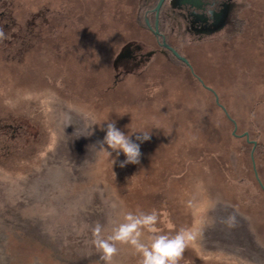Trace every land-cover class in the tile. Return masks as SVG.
<instances>
[{"label": "rangeland", "instance_id": "374dc122", "mask_svg": "<svg viewBox=\"0 0 264 264\" xmlns=\"http://www.w3.org/2000/svg\"><path fill=\"white\" fill-rule=\"evenodd\" d=\"M101 7L142 22L127 0H0V264H108L95 226L106 238L139 211L157 214V233H198L179 264H264V194L242 135L264 145V0H219L211 23L193 10L204 0H167L161 32L195 75L122 21L127 41L107 57L99 43L116 32L99 27ZM32 41L27 62L9 61ZM105 120L150 130L138 164L97 150ZM115 247L110 264H138L132 245Z\"/></svg>", "mask_w": 264, "mask_h": 264}, {"label": "clouds", "instance_id": "9594fccd", "mask_svg": "<svg viewBox=\"0 0 264 264\" xmlns=\"http://www.w3.org/2000/svg\"><path fill=\"white\" fill-rule=\"evenodd\" d=\"M203 9H193L198 14H203L208 18V22H213V14L218 11L219 0H204ZM8 37L5 30L0 26V42ZM101 130L105 132L102 140L96 142L98 151H104L108 157L112 152L118 157L123 154L125 159L120 162V167L127 164H138L140 162L141 151L140 144L151 138L150 130L131 131L126 134L116 127L115 121L105 120ZM88 135L92 134V126ZM134 137V138H133ZM109 149L111 151H109ZM116 163L115 159L111 160V165ZM234 217L229 216L228 221H234ZM227 222V221H225ZM158 223V216L155 212L138 213L128 212L123 222L116 224L112 229V234L106 238L100 235L102 226L97 224L94 228L95 240L94 245L102 253L101 259L110 264L112 257L116 254V242L132 245L140 254L138 264H179L188 242L196 239L198 233H194L188 228H180L175 234L157 233L154 230ZM229 226H232L229 224ZM148 229L152 234L146 241H141L143 230Z\"/></svg>", "mask_w": 264, "mask_h": 264}, {"label": "trees", "instance_id": "16d2710c", "mask_svg": "<svg viewBox=\"0 0 264 264\" xmlns=\"http://www.w3.org/2000/svg\"><path fill=\"white\" fill-rule=\"evenodd\" d=\"M14 2V1H13ZM17 2V1H16ZM127 2H128V4L129 5H131L132 7H135L136 6V3L134 2V0H127ZM134 4V5H133ZM15 5V3H12V2H9L8 3V5H7V7H3L1 10H8L9 12L12 10L11 8H10V6L12 7V6H14ZM101 6V5H100ZM105 11V12H104ZM108 12H113V11H108V10H105L103 7H101L100 9H99V19H100V25L101 26H99L100 28H102L103 30H104V28L103 27H106V26H109L108 24H110V27L111 26H113V32L112 33H115L116 31H115V26H117V23H119V21H122V24H123V26L125 25V27H130V28H132L133 26H135V27H137V28H140V29H144V30H146V31H148L149 33H150V31L147 29V28H145V27H142V26H140L139 24H138V22H137V20L134 18L133 20L131 19H128V18H126V17H124V16H120L122 13V11L120 10V8L118 7V9H115L114 10V12H113V17H111L110 18V16H108L107 17V19L108 20H110V22L111 23H108L107 21H105L104 22V18H105V16L108 14ZM105 13H106V15H105ZM1 14V13H0ZM119 16V17H118ZM235 19L236 18H234L233 20L235 21ZM162 20V19H161ZM161 20H160V25H161ZM107 22V23H106ZM103 26V27H102ZM99 28V30H101ZM24 29L27 31L28 30V28H26V27H24L23 29H22V33H25L26 31H24ZM129 29V28H128ZM118 32L119 31H117L111 38H109V39H107L108 40V42L106 43V42H104L102 45L99 43V45H100V50H102V51H104L107 47V51H105L106 52V56L107 57H109V58H111V57H113L116 53H117V49L121 46V42L123 41H127V40H125V39H127L126 38V36H123V35H120V34H118ZM117 34V35H116ZM150 35L152 36V38H154L153 37V35L150 33ZM119 39V40H118ZM116 41H118L119 42V45L116 47V48H114L112 51H110L112 48L110 47V46H112L113 44H114V42H116ZM37 42L36 41H32L31 42V45L30 44H28L26 47H23L22 49H20V50H18V51H16L15 53H13V55H11V57L9 58V61H12V62H14L15 63V66L18 64V66L17 67H19V65H21L22 66V61H26L27 62V53L29 54V52H28V50L30 49V47H32L33 48V46H35V44H36ZM38 43H40V42H38ZM153 44L155 45V47H157L158 49H159V47H158V45L155 43V41H154V39H153ZM14 45V44H13ZM12 45V46H13ZM39 46H40V48H41V46H42V43H40L39 44ZM13 47H17L16 45H14ZM113 47V46H112ZM115 47V46H114ZM39 48V49H40ZM111 48V49H110ZM1 53L0 54H4V53H2V52H4V51H2V48H1V51H0ZM163 52L165 53V54H167L168 55V57L172 60V61H174V62H177V59L174 57V56H172L168 51H166L165 49L163 50ZM12 58V59H11ZM5 59V58H4ZM5 60H7V59H5ZM2 61V58H0V62ZM17 63V64H16ZM184 65V64H183ZM189 69V68H188ZM193 70H194V68H193ZM190 71V70H189ZM191 72V71H190ZM195 73V72H194ZM192 74V73H191ZM196 74V73H195ZM199 76V75H198ZM199 78L201 79V77L199 76ZM197 79V78H196ZM198 80V79H197ZM201 81H202V83H204L203 82V80L201 79ZM198 82L203 86V87H205L199 80H198ZM224 107V106H223ZM227 117V116H226ZM228 120H230L231 121V123L233 124V120L232 119H230V118H228ZM233 135H234V133H232ZM247 135H248V132H247ZM237 136V135H236ZM244 137V141L245 142H251V141H248V140H254L255 141V146H254V149H253V155L252 156H254V157H249L250 158V163H252V160H253V163H252V174H253V179H254V182H255V184H256V187L259 189V191L261 192V193H263L264 194V190H263V188L260 186V183L263 185V187H264V182H263V180L260 178V176H259V169L256 167V163H257V154H256V152L257 151H259L258 149L260 148V149H264V145L261 143V142H259L258 140H257V137H255L254 139H249V136H248V138H246L245 136H243ZM251 145H252V142H251ZM256 154V155H255ZM253 164H254V166H253ZM260 182V183H259Z\"/></svg>", "mask_w": 264, "mask_h": 264}, {"label": "flooded vegetation", "instance_id": "af4514ba", "mask_svg": "<svg viewBox=\"0 0 264 264\" xmlns=\"http://www.w3.org/2000/svg\"><path fill=\"white\" fill-rule=\"evenodd\" d=\"M140 1V0H139ZM137 2V4H136V6H138L139 8H140V16H141V20H142V22L140 23V26H142V27H145V28H147L149 31H150V33L153 35V39H154V41H155V43L158 45V47H159V49L160 50H166V51H168L172 56H174L172 53H171V51L170 50H168L167 48H165L164 46H162V44H161V41H162V37L161 36H163L164 37V40L169 44V42L166 40V38H165V36H164V34L161 32V25H160V20L162 19V11H163V9H164V5H165V3L167 2V0H164L163 2H162V4L160 5V7H159V10H158V15H157V25H158V31H159V34L157 35V34H155L154 32H153V29H154V21H155V12H154V7H155V5H156V3H157V1L158 0H154V2L152 3V5H150L148 8H143L142 6H143V4H141L140 2ZM141 4V5H140ZM136 6H135V8H136ZM139 16V17H140ZM146 20L148 21V23H149V26L147 25V23H146ZM161 23H162V20H161ZM171 47H173L171 44H169ZM174 48V47H173ZM175 49V48H174ZM176 50V49H175ZM177 51V50H176ZM178 52V51H177ZM179 53V52H178ZM180 54V53H179ZM181 55V54H180ZM183 56V55H182ZM175 57V56H174ZM176 58V57H175ZM186 58V57H185ZM177 59V58H176ZM187 59V58H186ZM188 60V59H187ZM177 62H179V63H181V64H184V65H186L185 63H183L182 61H180L179 59H177ZM188 63H189V61H188ZM190 64V63H189ZM188 68H189V70H190V67L188 66V65H186ZM190 66H191V64H190ZM191 69H192V66H191ZM191 71V70H190ZM191 73L193 74V75H195V73L193 72V69H192V71H191ZM248 136V135H247ZM248 138V137H247ZM248 141H251V140H248ZM254 146H255V144H254ZM254 146H253V144H252V150L254 149ZM252 163H253V160H252ZM253 166H254V164H253Z\"/></svg>", "mask_w": 264, "mask_h": 264}, {"label": "water", "instance_id": "95a60500", "mask_svg": "<svg viewBox=\"0 0 264 264\" xmlns=\"http://www.w3.org/2000/svg\"><path fill=\"white\" fill-rule=\"evenodd\" d=\"M164 0H158L157 1V3H156V5H155V7H154V12H155V21H154V29H153V32L155 33V34H159V31H158V25H157V15H158V10H159V7H160V5L162 4V2H163ZM146 23H147V25L149 26V23H148V21L146 20ZM162 37V41H161V44H162V46H164L165 48H167L168 50H170L171 51V53L177 58V59H179L180 61H182L183 63H185L186 65H188L189 67H190V70L192 71V69H191V66H190V64L188 63V60L184 57V56H182V55H180L173 47H171L165 40H164V37L163 36H161ZM196 78L202 83V81H201V79L198 77V76H196ZM203 84V83H202ZM204 85V84H203ZM205 86V85H204ZM208 89H210L209 87H208ZM211 90V89H210ZM212 91V90H211ZM214 93V92H213ZM214 97H215V101L218 103V100H217V96H216V94L214 93ZM220 105V104H219ZM220 107H222V109L224 110V108H223V106L222 105H220ZM225 111V110H224ZM226 115L228 116V114L226 113ZM229 117V116H228ZM233 124H234V122H233ZM235 124H234V127H233V130H232V132L234 133V130H235ZM242 135H244L246 138L248 137L247 136V133L246 132H244V133H242ZM251 142H252V144H253V146H254V144H255V141L254 140H251ZM253 148V147H252ZM251 154H252V150H251ZM260 183V182H259ZM260 186L263 188V190H264V187H263V185L260 183Z\"/></svg>", "mask_w": 264, "mask_h": 264}]
</instances>
